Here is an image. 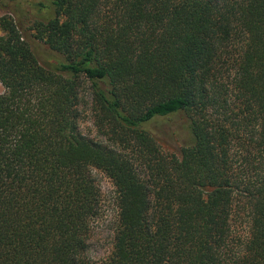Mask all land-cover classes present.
Returning a JSON list of instances; mask_svg holds the SVG:
<instances>
[{"label": "trees", "instance_id": "1", "mask_svg": "<svg viewBox=\"0 0 264 264\" xmlns=\"http://www.w3.org/2000/svg\"><path fill=\"white\" fill-rule=\"evenodd\" d=\"M49 8L31 28L46 62L0 14V264H264V0ZM85 84L107 144L79 130ZM177 116L180 155L151 127ZM93 171L117 207L99 262L87 255Z\"/></svg>", "mask_w": 264, "mask_h": 264}, {"label": "rangeland", "instance_id": "2", "mask_svg": "<svg viewBox=\"0 0 264 264\" xmlns=\"http://www.w3.org/2000/svg\"><path fill=\"white\" fill-rule=\"evenodd\" d=\"M2 2L4 4L0 6V14L10 12L24 37L31 40L37 57L43 62L50 59L54 54L44 43L33 38V30L31 29L35 22L44 21L53 14L52 8H49L50 0H2ZM41 6H44V8L41 9ZM2 92L3 88L0 86V94ZM92 105L91 89L89 84H85L80 91L79 130L85 137L107 144L105 137L98 134L97 128L94 125ZM184 125V120L177 116L157 119L152 123L151 127L164 151L180 155L182 142L188 136ZM92 173L100 189L102 202L99 214L90 224L87 255L90 260L99 262L109 256L112 250L117 207L114 188L110 181L98 171H93ZM240 210L241 212L236 218L235 226L239 233H243L246 229V212L242 211V209Z\"/></svg>", "mask_w": 264, "mask_h": 264}]
</instances>
